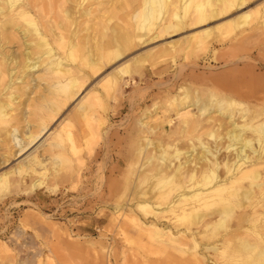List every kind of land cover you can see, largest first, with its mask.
Segmentation results:
<instances>
[{"label":"rangeland","instance_id":"374dc122","mask_svg":"<svg viewBox=\"0 0 264 264\" xmlns=\"http://www.w3.org/2000/svg\"><path fill=\"white\" fill-rule=\"evenodd\" d=\"M21 1L28 6V0ZM33 1L37 2V6L34 9L30 7V14L35 16L41 32L47 33L56 49V57L57 54L64 57L73 75L81 79L83 85L81 91L65 100L64 93L57 92L60 84L56 83L55 75L48 71L44 63L47 55L38 59L39 66L27 70L25 74L16 69L18 65L12 70L11 86L0 85V106L7 102L11 105L4 107L7 112L3 117L5 121L0 122V175L5 174L0 182V264H254L253 251L240 254L234 248L241 240H246L247 245L259 247L257 250L260 251L261 245H264V234L255 232L257 228H237L234 224L226 232L221 230L219 235H207L203 231L206 229L203 223L186 230L190 219L177 218L181 209L177 208L175 212L166 210V202L172 198V194L165 190L170 184L166 182L170 181L168 178L173 169L168 167L167 162L162 165L166 182L158 185L154 172L159 164L161 148L173 151L167 144L184 152L197 142L199 133L202 137L206 136V129L214 123H224L220 128L223 133L232 127L229 117L212 109L208 113L211 123L203 115L200 116L202 123L208 122L206 125L209 126L182 128L184 123L180 114L183 111L194 115L198 113L194 105H189L190 101L181 104L172 101V97L179 96L183 89L189 93L196 89L200 96L215 90L244 102L242 106L251 110L264 107V17H259L255 11L257 8L259 11L264 9V0H246L245 4L202 24H186V28L155 38L151 37L156 34L153 33L155 29L147 33L146 29L137 28L136 21L131 18L141 0ZM0 3L3 5L4 0ZM70 8L76 10L77 20L72 27L78 31L74 40L81 47V56L89 54L93 60H98L102 49L110 48L113 28L143 36L134 37L120 58L113 61L101 58L104 66L99 72H91L89 66L81 65V61L77 60L80 54L73 60L69 59L66 47L53 41V32H58L68 20L63 11ZM84 8L92 9L86 16L79 15L78 9ZM246 11H255L251 14V22L236 27L239 16ZM102 12H107L108 16ZM0 27V35L3 32L9 36H0V49L11 54V58H18L17 63L25 59L24 51L30 50L31 57L38 55L34 46L37 37L35 34L25 35L22 29L27 26L23 19L14 14L4 16L0 12ZM205 28H212L213 31L204 33L202 30ZM93 43L96 45L93 46ZM148 54L149 61L143 65L131 61V66H137L140 71H134L131 77L126 76L129 81L121 80L119 87L112 92L104 89L102 78L119 63L136 55ZM9 64V68L15 66ZM182 86L185 88H180ZM94 92L101 95V102L92 103L85 99ZM10 93L15 97L10 98ZM59 97L63 105L52 121L50 114ZM85 105L87 108L83 110ZM236 114L234 120L242 122L238 111ZM169 118L170 123L167 122ZM46 122L52 131L21 152L20 146L28 141L27 134L38 133ZM64 128H71V140ZM197 129L201 132L198 133ZM12 134L21 139V145L11 139ZM147 138L153 144L138 156L137 149L146 143ZM223 150L218 153L222 154L220 157L224 155ZM196 151L200 153L199 147ZM150 153L153 154L150 165L141 173L136 167L134 176H131L129 171L135 167L136 160L140 164ZM33 154L40 163L31 159ZM185 155L182 153L180 160L171 158L172 162L177 165L185 160ZM262 158L258 165L264 176ZM201 163L193 159L185 167L190 172V166L199 169L205 165ZM177 179L174 177L175 181ZM184 180L186 184L190 182L187 177ZM143 192L144 195L141 194ZM139 201H146L151 207L148 206L145 211L138 207ZM190 204L188 201L181 206L188 208ZM213 208L214 205H210L202 211L207 213ZM256 209L261 211L259 205ZM236 211V216L244 217L251 214L253 208L240 207ZM157 231L162 234L161 240L155 237ZM191 231L198 241L197 246L190 239ZM169 232L177 239L171 240L167 235Z\"/></svg>","mask_w":264,"mask_h":264},{"label":"bare ground","instance_id":"6f19581e","mask_svg":"<svg viewBox=\"0 0 264 264\" xmlns=\"http://www.w3.org/2000/svg\"><path fill=\"white\" fill-rule=\"evenodd\" d=\"M27 2H28V6L26 7L24 6L25 4H23L24 2L21 0H4L3 5L0 3V12H3L4 16L14 14L20 17L21 19H23V22L27 26L26 29H22L25 35L35 34L37 37V42L34 44V46L36 47L35 53L38 55L36 57H31L30 50L28 49L29 51H26V52L24 51L25 59L23 60V62L17 63L18 58L16 57L11 58L12 57L11 54H10L11 55L10 57L8 53L0 49V85H3V86L6 85L7 87L11 86V82L13 80L12 70H14L15 67H17L18 65L19 67L16 69L21 70L22 74L23 73L25 74L26 72H28L27 70L35 67L36 65L39 66L37 64L38 59H40L44 55H47L46 57L44 56L45 57L44 63L46 62V67L48 71H50L52 74L55 75L57 79L56 83L60 84L57 87V90H58L57 92H63L65 96V100L70 97H73L76 92L77 93L79 92V90L81 89L83 85V82L81 81V79L77 78V76L73 75V71L71 70V67L66 64L65 60L63 59L64 57L63 58L59 57L58 54L56 57V54L54 52V50L56 49H54L51 42L49 41V38L47 37V33L41 32L35 16H32V14H30L31 13L30 7L34 9L33 7H35V5L37 6V2L36 4L34 1L32 2V0H28ZM245 3H246V0H141L139 7L132 13L131 18L136 21L134 23H137L135 24V26L137 25V28L146 29L147 33H149L152 29H155V32L153 33H156V34L151 36L152 38H155V37L163 35V33L177 32L183 29L186 26V24L188 25L202 24L211 18L218 17L226 13L227 11H230L235 6L239 7ZM80 4L82 3L80 2L79 5ZM113 5L111 4V6ZM111 6H108V7H111ZM62 9L63 8H61V10ZM91 9L90 8L88 9L84 8L82 10L78 9V13L79 15L86 16L91 12ZM101 10L104 11L103 9ZM255 11H257L256 13L259 14V17H264V9H261L259 11V8H257ZM255 11H252V12L246 11L241 16H239V21L236 24V27L249 24L251 22V19H250L251 14ZM60 12L61 11H59V13ZM63 12L65 13V16L68 20L65 21L66 24L63 23L59 27L60 30H58V32H55V33L53 32V36H54L53 41L58 46L66 47V57L73 60L76 58V55L81 53L80 45L78 44L76 40H74L77 37L78 31L74 29V26L72 27V25L77 20L76 10L74 8H70V9H65ZM102 13H105V12H102ZM105 14L107 15V12ZM100 16H102V14ZM126 18L129 19L128 17ZM54 21L55 20H53V22ZM98 21L101 22L100 20ZM7 22L9 23V21ZM10 23H13V21L10 20ZM82 24L85 25L86 23H82ZM98 24L96 23V25L100 26V23ZM5 25L6 24H4V26ZM93 27L94 26H92V28ZM0 28L2 29V27ZM202 31L204 33H211L213 30L212 28H205ZM111 33H112V38H111L110 48H108L107 50L103 48L100 54L101 56L98 60H93L91 56H88L89 54L88 55L82 54V56L80 54L79 58L81 60L80 59H77V60L79 62L81 61L80 62L82 63L81 65L89 66V70H91V72L92 71L99 72V70L104 66V65L102 66L103 62L101 58H107L108 60L120 58L124 54L125 50L129 47V44L133 40L134 37L141 38L143 36V34H135L134 32L132 33V32L124 31L121 29H116V28H113ZM194 33H197V32H194ZM95 34L94 36H96ZM9 35H11V33ZM0 36L9 38V36L3 32H1ZM143 41L142 43H144ZM30 42H28L27 44H30ZM94 44L95 43H93V46ZM0 47H1V38H0ZM185 48L187 49L188 47L185 46ZM93 51L94 49L92 50V52ZM64 54H65V51H64ZM95 55H94V58H96ZM147 56H149V54L139 55V56L136 55V56H133L131 60H125L124 62L119 63L115 68H113L112 72H110L109 74H106L102 78L101 81H103L102 83H103L104 89L107 92L115 91L117 87H119L120 85L119 83L121 80H124V82H126L128 80V79L127 80L125 79L126 76L131 77L134 71H140V69L137 66L135 67L131 66V61H133L136 65L138 64L143 65L149 61V57ZM66 57L65 59H67ZM21 58H19L20 61H22ZM9 63L15 66L9 68L8 66L10 65ZM95 74L96 73H94V75ZM60 77H62V79ZM15 78H19V76H16ZM180 88H185V86H182ZM91 93L87 95V97L85 96V99H88L90 102L93 101L92 103H95V101L101 102V95L99 93L98 94H95V92L93 94ZM83 96L84 94L80 97V101ZM9 97L13 98L15 97V94L10 93ZM172 99H173L172 101L178 104H181L183 102L185 103L186 101H190L189 105H194L197 108L198 113L196 115L186 110L183 111L184 113L180 114L181 120L184 123V127L182 128L184 129L196 128L198 126L202 127V125L208 124V122H210L208 121V119H211L210 118L211 115H208V113H210L212 109H215L217 113L221 114L222 116L226 115L227 117H229L231 120L230 125H232V127L231 128L228 127L223 133L220 131V128L224 125V123L216 122L214 123L215 125H212L210 129L205 128L206 131L207 130L208 131L207 132L205 131L206 136L204 137L200 136V133H199L200 130L197 129L199 133V136L197 137L195 136L197 138V142H193V143L191 142L192 144L190 148L185 150L184 152L180 150L177 146H173L172 144H167L168 147L173 148L172 152H169L166 148H161L160 152L158 153V160H159L158 167H156L155 172L153 171L154 175L158 177L156 180L157 185L166 182L164 180L165 177L163 176L164 169L162 168V165L166 164L167 162L168 167L170 169L171 168L173 169L172 174H170L169 176L170 178H168L170 179V181L166 182L168 184L170 183L169 187L164 185L166 186L165 190L167 191V193L172 194V198L170 200L168 199L169 201L167 200L166 202V210L167 211L171 210L175 212L177 208H180L181 212L177 214V218L188 219V220L190 219V222L188 221L189 223L187 224V226L185 224L186 230H191V228L193 227L192 225H199L203 223L202 225L206 228L203 231L206 234L212 233L213 235H219V233L222 232L221 230H224V232H226L229 226H231V224H234L237 228L254 227V228H257L255 232L259 231L258 234L260 235L264 234V176L261 175V172L259 170L260 166L258 165L259 160L262 158V152H264V117L260 118V115L264 116V107H262L261 109L251 110L250 107L242 106L244 102L243 103L240 102L239 100L232 97L231 95H226V94L221 95L219 92L215 90H209L206 96H200L197 93L196 89L192 90L190 93L187 90L183 89V92H181L179 96H174L172 97ZM7 105H10V103L7 102L5 105H2V107L0 106V122H2V120L5 121L3 117L7 112L5 111L6 109L4 107H6ZM62 105L63 104H61V98L59 97V100L54 102V106L52 108V112H53L52 115L50 114L52 121L55 119V116H56L55 114L62 107ZM235 106H238V108H235ZM82 108L83 110H85L87 106L85 105ZM237 111L242 121L240 123H238L239 122L238 120L236 119H235L236 121L234 120V115L236 114ZM202 115H203V118L206 117L205 119H207L208 121V122L206 121L207 122L206 124L202 123L203 120L200 118V116L202 117ZM167 122L170 123V118L167 120ZM206 126H209V125H206ZM69 129L64 128V132L65 134H67V137H69V139L71 140L72 139L71 131ZM51 131L52 129L50 130V128H48V122H46L42 124L41 129L37 131L38 133L34 134L33 132H30L27 134V136L25 135L28 138V141L24 145L23 144L21 145V139H19L18 136H16L15 134H14L15 136L12 134L13 136L11 139L14 138L16 140V143L18 142V145L19 144L21 145L20 151L22 152V150L29 148L31 145H34L35 143L38 142L39 139H41L42 137H45L46 134L50 133ZM247 131H250V133H247ZM57 135H60V133H58ZM59 142L61 143V141ZM150 144H153V142L150 138H147L146 143L143 146L138 147L137 149L138 156L140 155V153H142L143 155ZM197 147H199L200 153H197L196 151ZM221 149H224L223 150L224 155L222 157H220L222 154L218 155ZM182 153L186 154L185 160L180 161L177 163V165H175L172 162L171 158H179ZM152 155H153L152 153H150L147 156L145 155L144 161L142 163L140 162V164L137 159L135 162L137 166L134 165L135 167H132L130 169L129 174H131V176L133 174L134 176L137 168H138L137 172H139L140 170V173L143 170H145L146 167H148L151 163V160L153 158ZM31 159L34 162L40 163V160H38L34 154L31 157ZM193 159H198L200 163L202 162L201 164L204 163L205 165L201 166L199 169H195L196 168L195 166H194L195 168H193V165H192L190 166L192 169L189 172L188 169L185 167V165L186 163L191 162V160ZM141 166L142 168L140 169ZM19 167L21 168L20 165ZM32 169L34 172L36 171V168L32 167ZM197 171H199V173ZM6 172L7 171H5V173ZM2 175L3 174L0 175V182H2V180L5 177V174L3 176ZM174 177H178L179 179L175 181ZM185 177H187L190 181V182L188 181L189 182L188 184H186L184 180ZM157 185H154V186H157ZM172 191H175V193H173ZM258 193H260V195H258ZM141 194L144 195L145 193L143 192ZM175 196L176 198L174 200L173 197ZM259 198L261 200H259ZM188 201L192 203V205L190 204L188 208H184V206H181L182 203H185ZM137 205L138 207L144 208L145 211L147 210V208L151 207L149 206V203L146 201H139ZM210 205L211 207L212 205H214V208L208 211L207 213L202 211L204 208H207ZM258 205L261 207V211H258L256 209ZM240 207L242 208L251 207L253 208V211L251 212V214H247L244 217L239 216V215L236 216V212H237L236 209ZM213 216H215L214 219H212ZM131 218L134 219L133 216ZM205 219L206 221H204ZM151 225H154V224H151ZM191 233H192L191 234L192 237L190 239H193L194 245L197 246L198 241L196 240V237L193 231H191ZM167 235L169 236L171 240L177 239L175 236H172L174 234L170 232ZM155 237L156 239L161 240L162 234H160V232L157 231L155 232ZM224 239L228 240L227 237H225ZM247 244L248 243L246 242V240L244 241L241 240V242L237 244V247L234 248V251L240 254L253 251L254 264H264V245H261L262 248L260 247L261 249L259 251L257 250V248L259 247H251L250 245H247ZM213 246H216V245H213ZM194 258H196L197 263H200V260L197 258V256H194Z\"/></svg>","mask_w":264,"mask_h":264}]
</instances>
